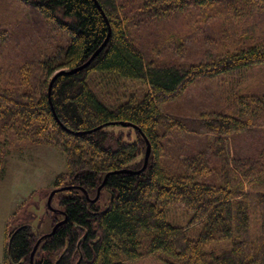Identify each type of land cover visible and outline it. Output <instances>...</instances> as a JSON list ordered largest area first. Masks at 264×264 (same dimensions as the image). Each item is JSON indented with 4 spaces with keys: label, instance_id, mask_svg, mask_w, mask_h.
<instances>
[{
    "label": "trees",
    "instance_id": "1",
    "mask_svg": "<svg viewBox=\"0 0 264 264\" xmlns=\"http://www.w3.org/2000/svg\"><path fill=\"white\" fill-rule=\"evenodd\" d=\"M15 1L56 37L35 58L28 43L33 55L6 65L16 44L6 46L13 29L0 27V179L12 148L44 145L62 153L66 172L39 192L66 189L46 207V233L6 225L0 264H31L38 240L62 221L32 264H130L146 255L165 264H264V139L251 156L220 155L221 139L264 128V0ZM211 21L219 37L205 39L218 42L210 61L158 64L162 48L180 47ZM106 39L86 68L59 75L48 92L55 74L84 65ZM258 68L260 90L236 98L228 115L201 117L216 138L168 163L158 129L169 119L159 105L198 78L236 76L237 86ZM147 143L146 168L123 172L143 167Z\"/></svg>",
    "mask_w": 264,
    "mask_h": 264
},
{
    "label": "rangeland",
    "instance_id": "2",
    "mask_svg": "<svg viewBox=\"0 0 264 264\" xmlns=\"http://www.w3.org/2000/svg\"><path fill=\"white\" fill-rule=\"evenodd\" d=\"M18 5L15 0H0V27L13 29L6 46L10 48L12 43L16 44L13 46L16 52L8 49V57L4 59L6 65L33 55V50L27 47L28 43L34 44L36 48L33 55L35 58L37 47L40 46L43 53L45 48L52 46L53 38L56 37L54 34L52 38L47 25L41 22L42 20L32 10L24 6L19 9ZM210 35L217 39L219 37L215 23L212 21L195 34L183 39L180 47L175 42L170 49L162 48L161 57L156 56L158 64L180 65L185 68L190 64L210 61L207 51L211 47L214 53L218 46L216 40L211 46H207L205 39ZM63 38L60 34V39ZM28 46L31 47L30 44ZM21 54L22 56H19ZM260 70V68L256 69L255 73H251L246 81L239 82L237 86L236 82L239 79H236V76L198 78L179 96L159 105L161 112L169 119L158 129V133L162 135L161 144L168 163L171 165L177 163V157L180 159L201 150L216 138L214 134L206 132L203 128L201 117L211 114L228 115L235 108L236 98L246 92L254 93L255 90H260V87H263L261 85L263 76L260 77L259 73L264 71L260 72ZM9 77L10 86L19 80L17 73L9 74ZM119 84L120 87L126 85L128 90L137 93H144L146 90L145 86L137 83L120 81ZM259 92L261 94V91ZM263 139L264 128L260 125L242 134L235 133L221 139L223 146L221 159L231 162L238 156H251L257 152ZM216 158L219 159V156ZM65 172L62 153L47 146L22 144L8 152L4 163V176L0 179V263L5 257L6 225L8 230L12 231L23 223L28 224L37 235L49 230V226L45 225L52 216L48 214L46 208L49 196L39 191L51 189L55 177ZM130 264L165 263L160 257L146 255Z\"/></svg>",
    "mask_w": 264,
    "mask_h": 264
},
{
    "label": "water",
    "instance_id": "3",
    "mask_svg": "<svg viewBox=\"0 0 264 264\" xmlns=\"http://www.w3.org/2000/svg\"><path fill=\"white\" fill-rule=\"evenodd\" d=\"M94 1H95V0H94ZM95 3L97 4L96 1H95ZM106 42H107V39L105 40V42L103 43V45H102V46H101V47H100V48H99V49H98V50H97V51L91 56V58H90V59H89L84 65L80 66L79 68H76V69H73V70H71V71H68V72H67V71H60V72H58L57 74H55V76L52 78V80H51V82H50V84H49L48 92H49L50 89H51L52 83L54 82V80H55L59 75H61V74H72V73H75V72H77V71H80V70L86 68V67L91 63V61L96 57V55L102 50V48L105 46ZM121 125H122V126H130V127L134 128V129H136L135 127L131 126L130 124L121 123ZM137 130H138V129H137ZM149 153H150V145H149V143H147V145H146V152H145L144 165H143V167H142L140 170L136 171V172H134V171H123V172L136 174V173H140L141 171H143V170L146 168V165H147V162H148ZM103 185H104V183L98 188V192H97L98 194H99L101 188L103 187ZM63 189H66V188H63ZM63 189H55V190H53V191L49 194V197H48V199H47V206H48V207H50L52 197L55 195V193H56L57 191H61V190H63ZM97 198H98V195H97L96 198H94L92 201H93V202L96 201ZM62 222H63V221H62ZM62 222H59L58 224H56V225L54 226V228H53V230H52L51 233L42 236V238L38 240V242L36 243V245H35V247H34L32 253H31V260H30L31 264H32V258H33V255H34V253H35V251H36V249H37L39 243L41 242V240H42L43 238H46V237L50 236V235L55 231V229H56V228H57Z\"/></svg>",
    "mask_w": 264,
    "mask_h": 264
}]
</instances>
